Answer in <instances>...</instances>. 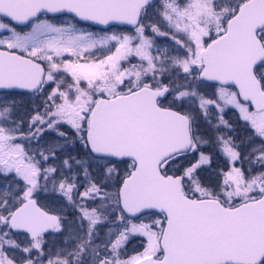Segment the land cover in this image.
I'll use <instances>...</instances> for the list:
<instances>
[{
  "label": "snow or ice",
  "instance_id": "6c2138e0",
  "mask_svg": "<svg viewBox=\"0 0 264 264\" xmlns=\"http://www.w3.org/2000/svg\"><path fill=\"white\" fill-rule=\"evenodd\" d=\"M0 264H264V0H0Z\"/></svg>",
  "mask_w": 264,
  "mask_h": 264
}]
</instances>
